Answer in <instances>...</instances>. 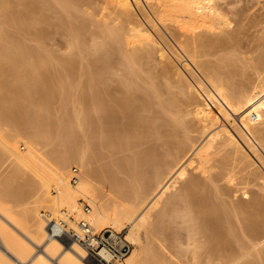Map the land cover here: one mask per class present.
I'll return each instance as SVG.
<instances>
[{
    "label": "bare ground",
    "instance_id": "1",
    "mask_svg": "<svg viewBox=\"0 0 264 264\" xmlns=\"http://www.w3.org/2000/svg\"><path fill=\"white\" fill-rule=\"evenodd\" d=\"M20 1L0 0V18H2L0 20V121L8 122V125L14 127L13 130L26 128V132L32 135H26L30 136L26 138L25 135L23 137L21 130L13 134V131L6 133L1 129L0 146L1 150L7 149L14 155L15 162L18 163L14 165H24L31 169V173L36 178V185L34 195H31L33 199L24 201L33 203L30 206L20 203L21 198L17 201L15 197L10 198L7 192L0 191V264L25 262L35 253V246H42V249L35 253L36 256L32 258L30 264H95L78 242L47 236L48 224L43 218H38L39 206L43 207L49 216L51 213L55 215L51 218H61L70 227L75 225L77 219L85 217L96 229L126 228V238L133 248L125 259L117 264H173L170 263L169 258L167 259L169 255L165 257L160 251L161 248L156 246L158 250L149 240L153 236L164 235L163 232L171 225L168 223L171 217L175 216L177 220L183 213L175 215L176 211H174V216L172 214L173 209H176L183 200L178 199L183 196L186 208L183 204L184 206L177 210L179 212L180 208H183L187 211V213L184 211L186 214L183 213L182 216L185 228L181 225L182 219H180L181 223H177L178 226L184 232L187 228L186 233H189V236L196 233L194 239L189 238L192 240V243L189 242L190 246L196 241L197 233L201 234L198 242L202 236L205 239V242L200 244L205 251L202 252L205 255L203 259L199 258L200 253L196 252L197 248L191 247L190 251L194 253L188 264H216L217 260L221 261L218 264L224 262L225 264H264V250H259L258 246V250L252 248L259 241L251 247L245 242L248 239L244 238L247 236L244 234H249L252 239L264 235V53L256 55L257 57L237 55L239 48L237 41L240 40L238 33L245 27L244 21L249 17L247 10L250 8L237 7L239 0H95L100 3V7L95 4L99 8L95 14L93 12L92 14L93 17L96 16L95 20L98 16L100 19L88 21V25L94 22L93 26L95 25L97 29V33L93 29L94 31L88 34L86 31L89 28L84 30L87 25L85 20L88 19L81 16V11V13L74 10L70 12L72 6L75 10L80 8L78 0ZM91 2L95 3L94 0H88L85 4L88 6ZM53 6L57 7V22L54 21L56 15L54 17ZM83 6L81 4V8ZM84 12L90 15L91 11ZM86 13L82 15L86 16ZM50 15H53L55 24L51 18L52 22L48 21ZM144 20L148 21L149 27L144 24ZM95 22L102 28L101 32ZM14 25H17L22 33L29 32L31 35L32 32L33 40L36 38L40 41L38 47L35 45L33 47L31 42V45H28L26 42L31 37L27 38V41L24 40L28 34L20 36L19 30L17 31L19 35L13 31L19 37L8 34L12 26L15 27ZM8 26H11L9 31H7ZM161 28L169 33L174 39L173 42L176 41L178 47L187 54L191 61L189 62L198 68V71L203 72L201 75L205 82L194 73L187 61L184 65L192 73L193 76H190L193 81L188 77L189 75H184L185 72L180 73L179 69L177 72L175 68L176 73L173 71L175 75L172 74L175 77L170 76L167 63L157 69V74L155 72H148L145 76L140 74V70H143L141 64L148 67V63L144 65V62L153 60V52H156V48L159 49V41L162 39L159 36L158 41L155 35H162ZM52 31L62 34L67 32L71 36L65 34L69 38H65L69 41L67 47L64 46L68 52L66 51V54L57 51L63 55L58 56L57 61H55L56 54L54 55V61L57 63L55 66L51 65V60L56 49L53 51L52 47V50L49 48L48 50L46 46L43 47L45 43L42 42L43 38ZM156 31L159 34H156ZM84 33H86L85 37L89 35V42L90 38L103 37L102 40L100 39L103 41L101 43L95 38L93 40L98 42H96L98 46L96 44V47L94 46L97 52L100 47L104 50L100 49L102 52L96 54V51L86 48L83 40L87 37H84ZM58 38L61 39L60 36ZM88 41L86 40V44H89L90 48L93 47L90 44L94 45L95 41H91L93 44L87 43ZM168 41L170 43H167L173 47L174 44L170 39ZM160 49L161 55L158 59L165 51L161 47ZM113 50L120 53L118 57L119 55L122 57L119 59L122 61L121 66L124 67L120 71L111 63L113 59H110V56ZM218 53L222 55L211 58ZM87 56L90 57L85 65L84 58L86 59ZM163 61L167 62V59ZM86 66L89 70H86ZM60 68L64 72L61 78L56 77L53 71ZM148 68L147 70L150 69ZM150 70L155 71L156 68ZM56 93L60 95L59 101L62 100L60 104H63L62 108L65 110L63 112L66 114V118L60 120L61 123L58 118L54 120L56 117L53 119L52 116L44 114ZM69 100L73 101V104ZM69 103H71V107L69 106L71 112L67 111ZM56 123L57 126H63L58 132L61 138L64 135L61 131L64 129L67 131L64 132L66 135L62 140H69L68 143L73 147L69 148L68 145L64 147V144L63 149L52 147L48 150V147L46 151L41 150L36 146L35 141L42 139L47 142L48 138L55 136L52 133L54 129H58ZM26 132L24 130V133ZM77 132L82 139L76 137ZM77 139L81 142V146L75 145ZM134 139L139 142L151 141L152 145L148 143L149 146L142 150L139 147V151L136 150L137 152L122 159L118 158L120 160L114 164L120 169L123 168L122 170L125 168L126 173L129 174L138 170V173L135 172L137 175L130 176V181L134 179L136 182H132L135 185L128 193L135 199L130 200L129 197L127 198L128 195L126 199L122 197L126 192L122 196V193H118L119 188L125 183L118 185V177H112L113 174L108 178L113 181L114 187L112 184H105L102 182L105 180L101 181L97 178V174H94V168L91 166L93 164L90 162L93 157L96 159L97 154L99 156L98 152L101 150L108 152L104 146H113L111 149L114 146L127 147L133 144ZM20 141L25 145L24 151L20 150ZM102 147L104 148L101 149ZM71 163L78 166L81 171L76 184L70 183L69 180L68 167ZM16 167L17 170L12 173L13 177L20 173L19 168ZM139 167L141 171L145 167L146 171L143 169L144 172H141ZM110 170L111 167L107 166V169L101 170V175L106 178ZM179 178H186L183 181L185 193L182 196L177 194L179 192H174L172 197L168 198V204L165 201L166 208L159 207L164 209L161 213L157 211L158 215L160 213L158 222L149 224L148 211L160 203V198L174 188ZM220 179L231 182L238 180L236 182L243 185L244 196H248L243 202L236 201L237 204H234L231 212L235 215L237 225L241 223L238 217L241 216L240 218L243 219L238 227L234 224L235 220L228 215L230 212L222 211L229 201L225 203L224 200V205L223 201L219 200L222 199L218 197L219 192L217 191V195L214 194L219 187L214 189L216 186L213 185V196L215 198L216 195L218 200L222 201L224 207L221 209L211 202L213 196L210 198V190H206L208 183L216 180L218 182ZM50 187L56 191L55 194L50 192ZM222 194L224 195L223 192ZM81 198L87 199L91 204L90 213H83ZM230 202L234 203L232 200ZM197 204L200 206L197 208L201 215L195 213L198 217H194L193 209ZM20 207L21 214L17 210ZM29 216L34 218V222L32 221L34 226L31 225L33 228L26 224L25 218ZM144 225H146L145 237L150 233L151 238L147 235L149 243L146 241L147 243L143 242V244L139 231ZM179 227L178 230L181 231ZM171 230L175 232V229ZM178 230L176 233L180 234ZM166 233H169V229ZM256 239L249 240L256 242ZM187 243L184 246L189 244ZM261 245L263 246L264 242ZM250 249L254 250L255 257L252 260H243ZM54 254H60L57 260L52 259ZM204 258L206 262H203Z\"/></svg>",
    "mask_w": 264,
    "mask_h": 264
},
{
    "label": "rangeland",
    "instance_id": "2",
    "mask_svg": "<svg viewBox=\"0 0 264 264\" xmlns=\"http://www.w3.org/2000/svg\"><path fill=\"white\" fill-rule=\"evenodd\" d=\"M22 2H23V0H21ZM20 1V2H21ZM35 1V0H34ZM50 1H52V0H50ZM79 2H77L79 5V9H77V10H75V8L72 6L71 7V9H70V12H74V11H78L79 13H81V16L83 17V18H85V19H88V20H85V22H86V27H85V29L84 30H88V28H89V30L88 31H86V33L88 32V34H90L91 32H93L94 30V32L95 33H97V29L95 28V25L93 26V23H92V21L90 22V23H92V24H89L88 25V21H90V19H94V18H96V16L95 17H93L94 15L93 14H95L96 12H97V9L100 7L99 5H100V3H98L97 1H95L94 0V2L95 3H93V2H91V3H89L88 4V6H87V4H85L88 0H78ZM83 1V2H82ZM248 1V2H247ZM24 2H25V0H24ZM53 2V1H52ZM80 2H82V3H80ZM97 2V3H96ZM264 1L263 0H239L238 1V6L237 7H242V6H248L250 9L249 10H247V13H248V18L247 19H245V21H244V26L245 27H243L244 29L243 30H240V32L238 33V39H240V40H238L237 41V43H238V47L240 48H238V50H237V55L239 56V57H241L242 55V57H253V56H255V57H257L256 55H258L259 56V54L260 55H263V53H264V3H263ZM84 3V4H83ZM92 3H93V5H92ZM261 3V4H260ZM81 4H82V6L83 5H85L86 6V8H85V6H83V8H81ZM91 4V5H90ZM95 4L97 5L98 4V6L99 7H97V6H95ZM89 5L91 6V7H89ZM237 5V4H236ZM251 6V7H250ZM259 6V7H258ZM263 6V7H262ZM54 7V6H53ZM93 7V8H92ZM96 9H95V8ZM256 7V8H255ZM74 8V9H73ZM57 7H54L53 8V10H55V11H53L54 13V17H55V15H56V17L54 18L55 20L54 21H56V19H57ZM81 9V10H80ZM92 9H93V11H92ZM95 9V10H94ZM72 10V11H71ZM74 10V11H73ZM81 11V12H80ZM84 11H91L90 12V15H87V13L86 12H84ZM95 11V12H94ZM260 11V12H259ZM92 12H93V14H92ZM250 12V13H249ZM56 13V14H55ZM84 13H86V16H89V18L88 17H86L85 15H82V14H84ZM253 14V15H252ZM258 14V15H257ZM252 15V16H251ZM91 16V17H90ZM93 17V18H92ZM50 18H51V20L53 21V15L51 16L50 15V17L48 18L49 20L48 21H51L50 20ZM100 18H99V16H98V19H94L93 21H97V20H99ZM257 19V20H256ZM261 19V20H260ZM0 20H2V18H0ZM247 20V21H246ZM29 21H30V19H29ZM51 21V22H52ZM53 21V22H54ZM258 21H260V22H258ZM57 22V21H56ZM248 22V23H247ZM97 22H95V24H96ZM148 23V21L146 20H144V24L146 25V26H148L149 27V25L147 24ZM54 24H55V22H54ZM90 25H92V26H90ZM97 25V27H98V25L99 24H96ZM15 26V25H14ZM17 26V25H16ZM15 26V27H16ZM90 26V27H89ZM15 27H13L12 26V28H11V26H8L7 28V31H9V29L11 30V32L9 31V33L8 34H11V35H13V36H17V34L16 33H18L19 31H20V29H18L17 27V30H15ZM94 29V30H93ZM102 28H100V27H98V30L101 32L102 30H101ZM162 29V28H161ZM256 29V30H255ZM19 30V31H18ZM13 31L15 32L16 31V33L14 34L13 33ZM18 31V32H17ZM53 31H55L54 29H53ZM53 31H52V33L51 34H47L44 38H43V40H42V42L43 43H45V45L41 42V44H43V47H47L46 49H51L52 47V49H53V51L55 50L56 52H53V57H52V60H51V65L52 66H55L57 63L55 62V61H57V57L58 56H60V55H63V54H61V53H66L67 54V44H68V36L70 35V34H68L67 32L65 33V32H63L64 34H62V32L61 33H53ZM21 33V35L20 36H22V34H24V35H29V37H28V35L27 36H25L26 38H24V40L26 39V41L31 37V39L30 40H28L26 43L28 44V45H31L32 44V46L33 45H35V47H38L37 45H39V40H37L36 38H34L35 40H33V33L32 32H30L31 33V35L29 34V32L26 34L25 32L24 33H22V31H20ZM99 32V33H100ZM155 32V31H154ZM162 32L163 33H161L162 35H160L159 33H157V31H156V34H159V35H155V36H157L156 38L158 39V41L160 40V39H162V40H160L159 42V49L157 50V48H156V52H157V54H156V52L154 51L153 52V62L151 61V60H149V61H145L144 63V65H146V62L148 63L147 65H148V67L150 68V69H154V68H156V70L155 71H153V70H150L147 66H143V63L141 64L142 65V68H143V70L141 71L140 70V74L141 75H143V76H145L146 74L148 75V72L149 73H151V72H155L156 74H157V69H159L161 66H162V64L164 65L165 63H167V64H165V65H167V67H168V74L170 75V76H172L173 78L175 77V76H173L172 74H174L175 75V73H176V70L177 69H179V71H180V73H184V75H186V76H188V77H191V76H193V75H191L192 73L190 72V70H189V68H187V66L186 65H184L185 64V62L187 61V63H189V65H191V69H193V71H194V73H196L197 75H199L200 76V78L205 82V79L203 78V75H201L203 72L201 71H198V68H196L194 65H192V63H190L191 61L189 60V58L187 57V54L186 53H184L181 49H180V47H178V44L176 43V41H175V43L173 42V38L171 37V35L168 33L167 34V32L165 31V30H163L162 29ZM247 32V33H246ZM13 33V34H12ZM86 33H84V37H85V34ZM245 33V34H244ZM56 34V35H55ZM65 34H68V36H66ZM155 34V33H154ZM163 34H165V35H163ZM18 35H19V33H18ZM23 35V36H24ZM52 35H53V37H52ZM61 35H63V36H61ZM60 36V38L61 39H59L58 37ZM159 36H160V39H159ZM161 36H163L162 38H161ZM166 36V37H165ZM261 36V37H260ZM14 37V38H15ZM17 37H19V36H17ZM52 37V38H51ZM63 37V38H62ZM69 37H71V36H69ZM87 37V38H86ZM86 39H84L83 40V42H84V46L86 47V48H89V49H92V50H94V52L96 51L95 49H94V46H95V44H96V42L98 41V40H102V38H101V36H99V37H97V38H99V39H97L96 37H94L95 38V40H97V41H95V40H93L92 38H90V42L88 41L89 40V35H86ZM166 39H165V38ZM255 37V38H254ZM28 38V39H27ZM46 38V39H45ZM65 38H68V39H65ZM167 38H169L170 39V41L172 42V44H174L173 45V47H171L172 45L171 44H169L170 42L167 40ZM53 39V40H52ZM64 39V40H63ZM92 39V40H91ZM173 39V40H172ZM258 39V40H257ZM37 40V41H36ZM49 40H51V41H49ZM56 40V41H55ZM86 40L88 41L87 43H92L93 44V42H91V41H95L94 42V45H91L90 44V46H93V47H89V44H86ZM98 41V42H103V41ZM166 40V41H165ZM36 41V42H35ZM49 41V42H48ZM72 41V39H70V42ZM29 42V43H28ZM30 42H31V44H30ZM38 42V43H37ZM56 42V44H54ZM66 42V43H65ZM69 42V43H70ZM97 42V43H98ZM167 42H169V43H167ZM58 43V44H57ZM168 45H167V44ZM40 44V45H41ZM177 44V45H176ZM47 45H49V46H47ZM53 45V46H52ZM70 45V44H69ZM97 45V44H96ZM241 47H240V46ZM56 46H58V47H56ZM64 46H66V47H64ZM88 46V47H87ZM98 46V45H97ZM100 46V45H99ZM174 46L177 48H174ZM34 47V46H33ZM40 47V46H39ZM56 47V48H55ZM96 47V46H95ZM160 47L162 48V50L164 51V52H162V53H164V55H162V57H160L159 59H158V57H159V55H161V54H159V50H161L160 49ZM65 48H66V50H65ZM107 48V47H106ZM177 51H175L174 49ZM246 48H248V49H246ZM48 49V50H49ZM51 49V50H52ZM65 51H64V50ZM68 49H69V47H68ZM100 49L102 50L103 48L102 47H100ZM99 49V51H101ZM180 49V50H179ZM242 49V50H241ZM91 50V51H92ZM97 50H98V47H97ZM104 50V49H103ZM102 50V51H103ZM244 50V51H243ZM57 51H61V53L59 54V52H57ZM67 51V52H66ZM98 51V52H99ZM101 51V52H102ZM251 53H250V52ZM97 51H96V54H99ZM115 52H117V51H115V50H113V52H112V56H110V59H113V61L111 60V63L114 65V67L115 68H118L119 69V71H120V69H122V67H124L123 65L121 66V64L122 63H120V62H122L121 61V59H122V57H120V55H119V57L121 58V59H119V57L117 56L118 54H120L119 52H117V53H115ZM248 54H247V53ZM114 53V54H113ZM166 53V54H165ZM242 53H245V54H242ZM56 54V55H55ZM59 54V55H58ZM116 54V55H115ZM156 56H155V55ZM247 54V55H246ZM56 56V59L54 58L55 56ZM65 55V54H64ZM115 55V56H114ZM168 55V56H167ZM219 55H222L221 53H218V55L216 56V55H214V56H212L211 58L213 59V58H216V57H218ZM252 55V56H251ZM167 56V57H166ZM89 57L90 56H87L86 57V59L84 58V64L86 65V61H89ZM113 57V58H112ZM118 57V58H117ZM254 57V58H255ZM87 58H88V60H87ZM162 58V59H161ZM170 58V59H169ZM54 59H55V61H54ZM118 61H117V60ZM167 59V62L166 61H163L162 62V60H166ZM115 61H117V62H115ZM159 63V65H157L158 63ZM190 61V62H189ZM119 62V63H118ZM152 62V63H151ZM117 63V64H116ZM171 65H170V64ZM173 63H175V64H173ZM54 64V65H53ZM116 64V65H115ZM157 65V66H156ZM171 66V68H170V66ZM119 66V67H118ZM174 66V67H173ZM186 66V67H185ZM87 68H86V70H89V67L88 66H86ZM121 67V68H120ZM178 67V68H177ZM194 67V68H193ZM147 68L150 70H147ZM176 70H175V69ZM146 69V70H145ZM189 71H188V70ZM59 71L58 72V74L56 73L57 71ZM56 70H53L54 71V74H55V76L56 77H59V78H61V77H63V74H64V72H63V69L62 68H60V69H56ZM61 70V71H60ZM91 70V69H90ZM170 70H172L170 73H169V71ZM199 70H201V69H199ZM56 71V72H55ZM146 71H147V73H146ZM173 71H175V73L173 72ZM62 72V73H61ZM145 72V73H144ZM173 72V73H172ZM177 72H178V70H177ZM188 74H187V73ZM144 73V74H143ZM60 74V75H59ZM57 75H59V76H57ZM94 75H96V74H94ZM191 75V76H190ZM176 76H177V74H176ZM178 77V76H177ZM160 78V77H159ZM194 78V77H193ZM190 79H192V77L190 78ZM195 79V78H194ZM192 81H193V79H192ZM123 89H126L125 87H123ZM72 90V89H71ZM70 90V92L69 93H71L72 91ZM59 91H60V89H59ZM59 93V92H58ZM60 94V93H59ZM61 95V94H60ZM60 95H58L57 93H56V95L54 96V97H56V98H52V102L50 101V103H51V105L49 104V109L47 110V111H44V114L45 115H48L49 117H51V118H55L54 120H56L57 118L59 119V121L61 120V121H63L65 118H66V114L64 113L65 112V110H63V104H60V103H62V102H60V101H62V100H60L59 101V97L58 96H60ZM57 98H58V100H57ZM56 99V101L54 102V100ZM69 99H71V98H69ZM59 101V102H58ZM70 101V100H69ZM71 102V101H70ZM73 102V101H72ZM71 102V103H72ZM54 103V104H53ZM71 103H69L68 104V106H67V108H68V112H71V110L69 109L70 107H71ZM59 104H60V106H59ZM73 104V103H72ZM59 106V107H58ZM70 106V107H69ZM64 111V112H63ZM66 111V112H67ZM43 112V111H42ZM54 116V117H53ZM61 121H60V123H61ZM2 122V123H1ZM223 122L224 123H226V121L225 120H223ZM7 123V124H6ZM59 123V122H58ZM59 123V124H60ZM4 124V125H3ZM33 124H34V122H33ZM32 124V125H33ZM8 127V129H7V127ZM35 125V124H34ZM55 126H57V123H56V125ZM54 126V127H55ZM61 125H59V126H57L58 127V129L56 130V129H54V132L52 133V134H55V136H60L61 134L59 133L58 134V132H59V130H61L62 129V127L63 126H61ZM9 127H11V125L9 124L8 125V122H5V123H3V121H0V130L1 129H3L4 130V132H6V133H8V132H11V131H13V134H15L17 131H19V130H21V129H23V128H18V130H13V126L11 127V129L9 128ZM56 127V128H57ZM60 127V128H59ZM5 129H7V130H5ZM10 129V130H9ZM24 130H25V132H26V128H24ZM24 130H21V133H22V135H23V137H24V135H25V137L26 138H29L30 136H26V135H32V134H30L29 132H26V133H24ZM65 130V131H64ZM63 131H61V133H62V135L64 134V135H66L65 133L67 132L66 131V129H64ZM56 131H57V133H56ZM65 132V133H64ZM24 133V134H23ZM29 133V134H28ZM10 135H12V133H9ZM64 135L62 136V138L64 137ZM55 136L54 135H52L51 136V139H49L48 138V140H47V142L45 141H42V139L41 140H37V141H35L36 142V146L38 147V148H41V150H44L45 149V151L47 150V148L49 147V149L48 150H50V149H52V147L53 148H57V147H59V149H63L64 147H66V145H68V147L69 148H71V147H73L72 145H71V143H68V142H70L69 140H62V138H61V136H60V138L57 136V138H55ZM76 137L80 140V139H82V136H80V133H78L77 132V135H76ZM53 138V139H52ZM60 140H59V139ZM65 138V137H64ZM58 139V140H57ZM77 139V141H76V144L75 145H82L81 144V142L79 141ZM62 140V141H61ZM136 140L137 139H134V140H132V142H133V144H131L130 146H120V147H115L114 146V148L113 149H111L113 146H104V147H102L101 149H105V150H107L108 152H106V151H104V150H101L100 148V150H101V152H98L99 153V156H98V154H97V157L95 156V158L96 159H94V157H93V159H92V161H91V159H90V163L91 164H93V165H91V166H93V168H94V174L96 175L97 174V178H99L101 181L102 180H105V181H102V182H105V184H107V185H110V184H112V186H113V181L111 180L110 181V178H108V177H110V175L112 176L113 174V176L112 177H115V178H117V181L119 182V183H122V184H119L118 183V185H123L124 183V186L122 187H118L119 188V190H118V193L119 194H121V196L122 197H124L125 199H126V195H128L127 196V198L129 197V199L131 200H133V199H135V198H133V197H131L130 196V194H128L129 192H131V189L133 188V186L135 185V184H133V183H136L135 182V180L133 179V181H130V176L131 175H137V171H133V172H130V170H129V172H130V174L129 173H126L127 171L125 170V168H124V170H122V169H120L119 167H116V165H114V164H116V161L117 160H120V159H122V157L124 158V157H126V156H128V155H130V154H133V153H135V152H137L136 150H138L139 151V149L140 150H142V149H144V148H146V147H148L149 145H152V143H150L151 141H149V142H142V141H140L139 142V140H137V142L139 143H137L136 142ZM41 141H42V143H41ZM48 141H50V142H48ZM79 141V142H78ZM82 141V140H81ZM54 142V143H53ZM58 142V143H57ZM61 142V143H60ZM138 144V147L136 146L137 144ZM68 143V144H67ZM73 143V142H72ZM80 143V144H79ZM147 145H145V144ZM148 143H149V145H148ZM42 144H44V145H46V146H44V145H42ZM61 144V145H60ZM64 144H65V146H64ZM135 144V145H134ZM142 144V146H139V145H141ZM19 145H20V150L21 151H24L25 150V145L23 144V143H21V141H20V143H19ZM71 145V146H70ZM145 145V146H144ZM50 146H51V148H50ZM55 146V147H54ZM64 146V147H63ZM134 146L136 147V148H134ZM1 147V146H0ZM62 147V148H61ZM128 147H130V148H128ZM133 147V148H132ZM140 147V148H139ZM116 148L118 149V150H116ZM119 148L121 149V150H119ZM126 150H125V149ZM2 149V147L0 148V150ZM58 149V148H57ZM128 149V150H127ZM135 149V150H134ZM112 150L114 151V152H112ZM130 150V151H129ZM131 150H133V151H131ZM118 151H122V152H119L118 153ZM126 151V152H125ZM1 152L3 153V154H1ZM107 154H106V153ZM130 152V153H129ZM105 153V155H103L102 156V154H104ZM124 153L126 154V155H124ZM129 153V154H128ZM101 154V155H100ZM108 154L110 155V156H108ZM106 156V157H105ZM101 160H100V159ZM104 158V159H103ZM118 158H120V159H118ZM99 159V160H98ZM95 160H96V162H95ZM110 161V162H109ZM15 162V157H14V155L13 154H11V152L9 151V150H7V149H4L3 148V150H1L0 151V191L2 190V191H5V192H7L6 194L7 195H9V197L10 198H12V199H14V197H15V199L17 198V201H18V199L20 200V198H21V200H20V203H26V202H24V201H26L27 199L28 200H31V199H33V196H31V195H34V186L36 185V178H35V176L31 173V169L29 170V167L28 166H26V167H28V168H26L24 165H14V164H18V163H14ZM93 162V163H92ZM109 163L111 164L110 166H109ZM21 164V163H20ZM107 164V165H106ZM98 165V166H97ZM114 165V166H113ZM17 166V167H16ZM23 166V167H22ZM71 166H76V165H74V164H70L69 165V167H68V173H69V168L71 167ZM96 166V167H95ZM101 166H102V168H101ZM106 166V167H105ZM107 166H108V168L109 167H111V170H110V174L109 173H107L109 176H106V178H104V175H101L102 174V172H101V170L103 169H107ZM141 166H143V164L141 165ZM140 166V167H141ZM15 167L16 168H19V170H18V172H20V173H18L17 175H15L14 177L12 176V173L14 172V170H17V169H15ZM78 167V166H77ZM115 167V168H114ZM139 167V168H140ZM22 170H21V169ZM26 168V169H25ZM79 168V167H78ZM96 168H97V171H96ZM142 168V167H141ZM141 168L139 169L140 171H141ZM145 167H143V169H144ZM80 169V168H79ZM116 169H118V170H116ZM143 169H142V171H143ZM10 170V171H9ZM115 170V171H114ZM145 170V169H144ZM25 171H26V173H25ZM30 171V172H29ZM141 171V172H142ZM146 171V170H145ZM28 172V173H27ZM112 172H114V173H112ZM135 172H137V173H135ZM140 172V173H141ZM144 172V171H143ZM131 173H135V174H131ZM128 174V175H127ZM143 174V173H142ZM10 175V176H9ZM98 175H99V177H98ZM11 176H12V178H11ZM19 176V177H18ZM23 176V177H22ZM129 178H127V177ZM187 177H188V174L186 175ZM106 179L109 181H106ZM186 178H179V179H177V181L175 182V186H174V188L170 191H167L166 192V194H164L163 196H162V198H160L161 200H160V203L157 205V206H155L154 207V209L153 208H151L149 211H148V214H149V216H148V222H150L149 224H151V223H157L158 222V220H159V215H160V213L163 211V209L164 208H159V207H165L168 203V198L170 199L171 197H172V194L174 193V192H179V193H177V194H182V196H183V193H185L184 191H185V189H184V180H185ZM127 180V181H126ZM131 180H132V177H131ZM225 179H220V181H218L217 182V180L216 181H214V182H210V183H208L209 184V186L206 188V190H210V198L214 195V194H216L217 195V193L219 192H221L222 190H224V191H222L223 193H224V195L222 194V192L219 194L218 193V197L219 198H221L222 197V199H219V198H217V196L215 195V198H214V196L212 197L213 199H211L212 201V203L218 208V206H220V209L221 208H223L224 207V205H225V203H228V201H229V203L228 204H226V205H229L230 203L233 205H229L228 207L225 205V209H222V211L224 212L225 210H227V212H230L228 215H230V217L231 218H233L232 220H235L234 221V224H236V227H238L243 221V219L242 218H240L241 216H239L238 217V219L240 220L239 222H241L239 225H237L238 223H237V221H236V219H235V215H234V213L232 214L231 212H233V207L237 204V203H240V202H243V200H245V199H248V196H244L245 194H243V185L241 184V183H238V182H236V181H238V180H235L234 182H231V181H227V180H225ZM130 182V183H129ZM133 182V183H132ZM151 183V182H150ZM229 183H231V185L229 184ZM238 183V184H237ZM215 184V186L216 187H214L213 185ZM218 184V185H217ZM236 186H235V185ZM239 184H241V185H239ZM229 185V186H228ZM219 187V189L218 190H216V193H214L213 192V190L214 189H217L218 187ZM225 186V187H224ZM235 187V188H233V187ZM239 186V187H238ZM114 187V186H113ZM182 187H183V189H182ZM213 187H214V189H213ZM224 187V189H221V188H223ZM177 188V189H176ZM210 188V189H209ZM212 188V189H211ZM122 189V190H121ZM229 189V190H228ZM240 189V190H239ZM120 190H121V192H120ZM174 190H176V191H174ZM178 190V191H177ZM180 190V191H179ZM182 190V191H181ZM221 190V191H220ZM232 190V191H231ZM234 190V191H233ZM242 190V191H241ZM212 191V192H211ZM218 191V192H217ZM235 191H237V192H235ZM11 192V193H10ZM50 192L52 193V194H55L56 193V191L52 188V187H50ZM241 192H242V197H241ZM214 193V194H213ZM250 193V192H249ZM212 194V195H211ZM20 195V196H19ZM165 195H169L168 197L167 196H165ZM171 195V196H170ZM220 195V196H219ZM221 195H223V196H221ZM250 195V194H249ZM264 195V194H263ZM13 196V197H12ZM29 196V197H28ZM165 196V197H164ZM227 196H230L231 198H233V199H231L230 197V199L232 200V201H234V203L233 202H230L231 200L227 197ZM234 196V197H233ZM237 196V197H236ZM28 197V198H27ZM239 197V198H238ZM166 198H167V200H166ZM181 198V197H180ZM178 199L179 201H181L182 199L184 200V196L181 198V199ZM217 198V199H216ZM224 198V199H223ZM227 198V199H226ZM25 199V200H24ZM216 201H215V200ZM222 200L223 201V203H224V200H226L225 201V203H224V205L221 203L222 201H219V200ZM229 199V200H228ZM237 199V200H236ZM183 200L181 201V202H179V206L178 207H176V209L174 210L173 209V211H172V214H173V212L174 211H176V213H175V215H177V214H180V212H183L184 213V215L187 213V211H185V209L183 210V208L181 209L180 208V211L178 212V210L177 209H179V207H182V206H184L185 205V203L183 202ZM218 200V201H217ZM239 200H240V202H239ZM12 201V200H11ZM10 201V204H12V202ZM162 201V202H161ZM165 201H166V203H165ZM214 201V202H213ZM237 201V203H235ZM216 202V203H215ZM218 202V203H217ZM221 204H220V203ZM163 203V204H162ZM165 203V204H164ZM29 204V202H27L25 205H28ZM162 204V205H161ZM184 204V205H183ZM235 204V205H234ZM20 205H22V204H20ZM30 205H33V203L31 204H29L28 206H30ZM165 205V206H164ZM221 205H223L222 207H221ZM40 207V206H39ZM37 207L38 209H37V211L39 212V215H38V218L40 217L41 219H42V216H40V213H42V212H45L46 213V210L43 208V207ZM200 207L198 204L195 206V208L193 209V216L194 217H198V215L200 216L201 215V213L199 212V209L198 208ZM166 208V207H165ZM184 208H186V205H185V207ZM227 208V209H226ZM231 208V209H230ZM158 209V210H157ZM162 209V210H161ZM195 209H197L198 210V212H195V211H197V210H195ZM231 211H230V210ZM17 210H19V212H20V214H21V207L20 208H18ZM161 210V211H160ZM183 210V211H182ZM229 210V211H228ZM160 212L159 213V215H158V212ZM186 213H185V212ZM178 212V213H177ZM183 213H181L180 214V216H181V218H179L178 216V218H179V220H178V218H177V220H175V216H174V214H173V218L171 217V219L169 220V222L168 223H171V225H170V227L168 228V226H167V228L169 229V233L167 234L166 233V230L168 231V229H166L163 233H164V235L166 236H164V235H159L158 237H157V235H156V237L155 236H153L152 237V239L151 240H149L150 241V243L151 242H153V245L155 244V247L157 246L159 249H160V251L162 252V254L165 256V257H167L168 255V257H167V259L168 260H170V263H173V264H178V263H180V264H185V263H189V260L192 258V255H193V253H192V250L190 251V249H191V247H193V248H197V253H200V255H199V258L201 259H203V257L205 256V255H203V253L205 252L204 251V247L203 246H201L204 242H205V239H204V237L202 236L201 237V239L199 240V242H201V243H199L197 240L200 238V236H199V234L200 233H197L198 234V236L195 238V240L196 241H193L194 243H193V245H196V244H198V245H196V246H193V245H191L190 246V243H192V240H189V238L190 239H194V237L196 236V233L193 235V236H189L186 232H187V228H186V230H185V232H184V230H182V228H180L179 226H178V224L177 223H181V220L180 219H182V222H183ZM195 213H198V215L197 214H195ZM200 213V214H199ZM147 214V215H148ZM157 214V215H156ZM232 215H234V217L232 216ZM51 216H55L53 213H51V215H50V217ZM29 218V219H28ZM28 218H25L26 219V224L28 225L29 224V226L30 227H32L31 225H33L34 226V218H31L30 216L28 217ZM39 218V219H40ZM73 219H74V217H72ZM30 219H33V220H30ZM155 219V220H154ZM174 219V222L172 223V220ZM45 220V219H44ZM33 221V222H32ZM178 221H180V222H178ZM29 222V223H28ZM167 223V224H168ZM166 224V225H167ZM177 224V225H176ZM183 224H185L184 222L181 224L182 225V227L183 228H185V225H183ZM169 225V224H168ZM180 225V226H181ZM145 226L146 225H144L143 227H141L140 228V237H141V240H142V243L144 242V243H147L146 241H148L147 239H148V237H149V234H146V237H145V233H144V231H145ZM176 226V227H175ZM178 227L181 229V231H179L178 230ZM33 228V227H32ZM109 228H112V227H109ZM171 229H175V232H174V230H171ZM119 230H124V232H125V234H126V228H122V229H119ZM177 230H178V232L181 234H177L176 232H177ZM262 230V229H261ZM261 230H259V231H261ZM170 232H171V235H170ZM174 232V233H173ZM184 233H186V235L184 234ZM147 235H148V237H147ZM177 235H179V236H176ZM182 235H183V237H182ZM185 235V236H184ZM188 235V236H187ZM201 235V234H200ZM244 235H247L246 237H244ZM243 235V237L244 238H246V239H248L247 241H245V239L243 238V240L245 241V242H247L248 244H249V246H253V245H255L258 241V243H260V244H258L257 243V245H255V246H253L252 248H254V249H256V250H258V247H259V250H264V245L262 246L261 245V243H263L264 242V235H260L257 239H256V237L254 238V239H256L255 241L256 242H252V241H254V239H252L253 237L252 236H249V234H244ZM150 236H151V234H150ZM164 236V238H162ZM175 236V237H174ZM187 236V237H186ZM192 237V238H191ZM199 237V238H198ZM251 237V238H250ZM263 237V238H262ZM145 238H146V240H145ZM149 238H151V237H149ZM168 238V239H167ZM178 238H180V240L178 239ZM185 238V239H184ZM187 238V239H186ZM261 238V240H259ZM249 239H251L252 241H250ZM149 241H148V243H149ZM155 241V242H154ZM164 241V242H163ZM179 241H180V243H179ZM187 241H188V243H187ZM251 242V245H250V242ZM260 241H262V242H260ZM195 242H197L196 244H195ZM143 243V244H144ZM163 245H162V244ZM186 243L188 244L187 246H184V245H186ZM255 243V244H254ZM152 244V243H151ZM201 244V245H200ZM253 244V245H252ZM165 245V246H164ZM171 245V246H170ZM260 245V246H259ZM164 246V247H163ZM200 246H201V248H200ZM258 246V247H257ZM262 246V247H261ZM156 247V248H157ZM166 247H169V248H166ZM175 247V248H174ZM183 247H184V249H183ZM186 247V248H185ZM133 248V245H132V247H131V249ZM157 248V249H158ZM167 250H166V249ZM182 248V249H181ZM192 248V249H193ZM38 249V250H37ZM42 249V246H35V253L37 254V251H40ZM158 249V250H159ZM189 249V250H188ZM194 250V249H193ZM251 250V249H250ZM167 251H169V252H167ZM171 251V252H170ZM182 251V252H181ZM174 252V253H173ZM203 252V253H202ZM251 252V253H250ZM256 252V251H255ZM35 253H33L32 254V256L31 257H29V258H27L26 259V261L25 262H18V264H30L31 263V261H32V258H34L35 256H36V254ZM172 253V254H171ZM166 254V255H165ZM171 254V255H170ZM249 254V255H248ZM246 256H245V258H243V260H252L255 256V254H254V250H251V251H249V253H248ZM251 254H253V255H251ZM191 255V256H190ZM58 256H60V254L58 255H55L54 254V258H52V259H55V260H57V257ZM56 257V258H55ZM250 257H251V259H250ZM185 258V259H184ZM207 258V257H206ZM206 258H204L205 260L203 261V262H206ZM248 258V259H247ZM178 259V260H177ZM181 259V260H180ZM176 260V261H175ZM216 260V258L214 259V261ZM191 261V260H190ZM175 262V263H174ZM217 263L216 264H218V263H220L221 261H219V260H217L216 261ZM215 263V262H214ZM226 262H224V263H222V264H225Z\"/></svg>",
    "mask_w": 264,
    "mask_h": 264
},
{
    "label": "built area",
    "instance_id": "3",
    "mask_svg": "<svg viewBox=\"0 0 264 264\" xmlns=\"http://www.w3.org/2000/svg\"><path fill=\"white\" fill-rule=\"evenodd\" d=\"M80 175L81 171L77 166L70 167V183L76 184ZM80 204L83 213H90L92 207L87 199L81 198ZM41 214L48 224V237L66 238L78 242L95 264H117L123 261L131 250L132 244L126 238L124 230L109 227L96 229L85 217L77 219L75 225L70 227L61 218H51L45 212Z\"/></svg>",
    "mask_w": 264,
    "mask_h": 264
}]
</instances>
